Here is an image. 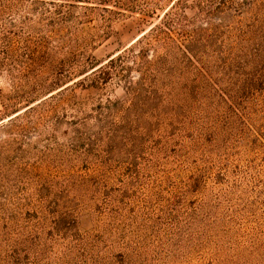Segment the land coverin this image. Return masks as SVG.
<instances>
[{
    "label": "rangeland",
    "instance_id": "obj_1",
    "mask_svg": "<svg viewBox=\"0 0 264 264\" xmlns=\"http://www.w3.org/2000/svg\"><path fill=\"white\" fill-rule=\"evenodd\" d=\"M0 253L264 264V0H0Z\"/></svg>",
    "mask_w": 264,
    "mask_h": 264
},
{
    "label": "trees",
    "instance_id": "obj_2",
    "mask_svg": "<svg viewBox=\"0 0 264 264\" xmlns=\"http://www.w3.org/2000/svg\"><path fill=\"white\" fill-rule=\"evenodd\" d=\"M193 55V54H192ZM109 60H111L110 61V63L112 62V59H109ZM98 65H95L94 67H92L93 68V71H96V70H98V69H100L101 68V66L100 67H97ZM97 67V68H96ZM96 68V69H95ZM92 71V72H93ZM101 71V70H100ZM86 72V71H85ZM84 72V73H85ZM102 79H104V77L102 78ZM16 113V112H15ZM15 113H13V114H15ZM12 113L9 115V116H7V117H10V116H12L13 115ZM10 120V119H9ZM56 230L57 231H60L61 229L59 228V227H56ZM19 258L18 257H16L15 259H11V257H9V255L8 254H6V253H0V264H19Z\"/></svg>",
    "mask_w": 264,
    "mask_h": 264
}]
</instances>
